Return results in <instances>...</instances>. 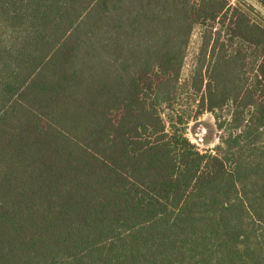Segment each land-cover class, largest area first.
I'll use <instances>...</instances> for the list:
<instances>
[{
	"label": "trees",
	"instance_id": "16d2710c",
	"mask_svg": "<svg viewBox=\"0 0 264 264\" xmlns=\"http://www.w3.org/2000/svg\"><path fill=\"white\" fill-rule=\"evenodd\" d=\"M0 264H264V17L0 0Z\"/></svg>",
	"mask_w": 264,
	"mask_h": 264
},
{
	"label": "rangeland",
	"instance_id": "374dc122",
	"mask_svg": "<svg viewBox=\"0 0 264 264\" xmlns=\"http://www.w3.org/2000/svg\"><path fill=\"white\" fill-rule=\"evenodd\" d=\"M249 2L264 17V8L260 7L253 0H245ZM200 44V29L195 26L190 41L188 44L185 65L182 70V76H186L191 67V62L197 48ZM228 109L225 108L223 114H228ZM186 135L189 140L194 143L200 150L212 148L219 139L220 131L217 129L213 114L205 112L196 120H190L186 126Z\"/></svg>",
	"mask_w": 264,
	"mask_h": 264
}]
</instances>
